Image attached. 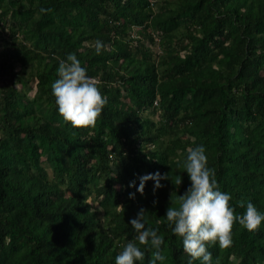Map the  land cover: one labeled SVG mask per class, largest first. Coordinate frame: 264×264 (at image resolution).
I'll use <instances>...</instances> for the list:
<instances>
[{
    "label": "trees",
    "instance_id": "trees-1",
    "mask_svg": "<svg viewBox=\"0 0 264 264\" xmlns=\"http://www.w3.org/2000/svg\"><path fill=\"white\" fill-rule=\"evenodd\" d=\"M71 53L108 97L95 127L65 122L52 94ZM200 145L236 213H264V0H0V264H115L141 208L165 264H202L166 220ZM156 172L170 179L141 195ZM208 251L264 264V222Z\"/></svg>",
    "mask_w": 264,
    "mask_h": 264
},
{
    "label": "clouds",
    "instance_id": "clouds-1",
    "mask_svg": "<svg viewBox=\"0 0 264 264\" xmlns=\"http://www.w3.org/2000/svg\"><path fill=\"white\" fill-rule=\"evenodd\" d=\"M41 11H50L41 9ZM96 54L106 50V45L95 41ZM59 66L58 79L52 84V94L58 107V112L65 122L73 128L95 127L108 103V97L103 95L98 81L87 74L75 53L68 54L66 59L57 57ZM188 174L191 187L184 195L178 196V204L171 206L166 213L168 227L182 239L184 252L192 260L202 264H212L213 257L208 251L209 246L228 249L233 245V228L239 225L249 232H256L262 222L264 213L248 202L246 211L237 214L231 203L233 197L219 188L216 171L208 166V157L203 145L187 148L186 160L183 164ZM170 179V174H148L140 178L137 191L144 195L145 185L149 180L155 182L153 191L163 187L161 181ZM182 184V178L176 181ZM130 187L135 188L133 182ZM130 199H135V193H130ZM240 208H245V202H238ZM123 208L122 206H117ZM147 212L141 208L130 225L136 236L128 241L115 258V264H137L145 259L141 245L150 246L152 258L149 264H165L166 256L162 252L164 237L158 234V229L147 227ZM218 264V262H217Z\"/></svg>",
    "mask_w": 264,
    "mask_h": 264
},
{
    "label": "rangeland",
    "instance_id": "rangeland-1",
    "mask_svg": "<svg viewBox=\"0 0 264 264\" xmlns=\"http://www.w3.org/2000/svg\"><path fill=\"white\" fill-rule=\"evenodd\" d=\"M20 86H21V85H19V87H20ZM34 86H35V84H33V87H34ZM34 90H35V87H34ZM34 90L29 92V96H31V97L34 96ZM90 202L93 203L95 209H99V208H100L98 202H94L92 199H90ZM99 219H100V220L103 219V214H102V213L99 214Z\"/></svg>",
    "mask_w": 264,
    "mask_h": 264
},
{
    "label": "built area",
    "instance_id": "built-area-1",
    "mask_svg": "<svg viewBox=\"0 0 264 264\" xmlns=\"http://www.w3.org/2000/svg\"><path fill=\"white\" fill-rule=\"evenodd\" d=\"M133 31H135V33H137V29H133ZM155 42L157 43L158 42V39L157 38H155Z\"/></svg>",
    "mask_w": 264,
    "mask_h": 264
}]
</instances>
